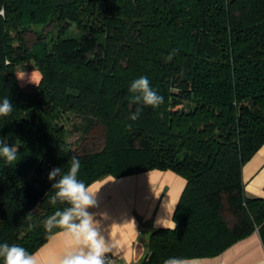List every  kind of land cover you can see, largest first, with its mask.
Returning <instances> with one entry per match:
<instances>
[{
	"label": "trees",
	"instance_id": "1",
	"mask_svg": "<svg viewBox=\"0 0 264 264\" xmlns=\"http://www.w3.org/2000/svg\"><path fill=\"white\" fill-rule=\"evenodd\" d=\"M0 9V103L13 105L0 139L17 149L12 163L0 156V244L32 254L60 230L43 222L70 205L51 203L59 176H48L77 157L86 186L152 168L185 179L176 228L152 231L140 264L216 256L255 229L264 246V198L248 196L242 177L264 143V0H0ZM28 60L41 73L33 91L16 76ZM141 76L164 98L158 107L132 103ZM69 114L80 138L100 130L103 146L72 150Z\"/></svg>",
	"mask_w": 264,
	"mask_h": 264
},
{
	"label": "crops",
	"instance_id": "2",
	"mask_svg": "<svg viewBox=\"0 0 264 264\" xmlns=\"http://www.w3.org/2000/svg\"><path fill=\"white\" fill-rule=\"evenodd\" d=\"M248 196L264 198V143L242 168ZM96 206L88 211L98 230L121 262L140 264L149 248L150 233L173 223V212L185 179L171 169L152 168L115 176L106 174L89 183ZM82 245L60 229L32 254L37 264H59L69 251ZM185 264H264V246L257 229L211 257L182 259Z\"/></svg>",
	"mask_w": 264,
	"mask_h": 264
},
{
	"label": "clouds",
	"instance_id": "3",
	"mask_svg": "<svg viewBox=\"0 0 264 264\" xmlns=\"http://www.w3.org/2000/svg\"><path fill=\"white\" fill-rule=\"evenodd\" d=\"M5 16V10L0 9V17ZM170 54L167 59L171 60ZM129 91L133 93L132 103H142L153 108L163 103V97L158 95L151 87L146 76H141L131 82ZM13 111V105L9 98H4L0 103V116H7ZM142 111L138 108L131 115L135 120ZM17 149L9 146L0 139V156L6 158L8 163L16 160ZM81 168V161L77 157L71 159V166L67 173L61 175L60 168L50 171L48 179L53 180L59 176V180L52 185L56 189L55 195L51 198V203L57 200L66 202L70 207L64 210H57L43 222L46 231L52 232L53 228H60L66 233H70L77 244L82 245L75 251H69L63 256L59 264H111V260L106 258V254L111 248L106 244L105 239L98 230V222L94 220L93 214L88 209L96 206L93 191L85 183L77 179V174ZM163 226L174 230L176 223H164ZM0 257L3 264H37L35 254H30L25 248L8 243L0 244ZM164 264H185L180 258H169Z\"/></svg>",
	"mask_w": 264,
	"mask_h": 264
},
{
	"label": "rangeland",
	"instance_id": "4",
	"mask_svg": "<svg viewBox=\"0 0 264 264\" xmlns=\"http://www.w3.org/2000/svg\"><path fill=\"white\" fill-rule=\"evenodd\" d=\"M34 29L40 30L41 26L38 25L34 27ZM49 36L50 34H48L47 38H49ZM27 37L29 38V40H33L35 38V34L30 31L27 33ZM16 76L20 87L24 91H33L40 81L41 73L34 65V62L32 60H28L17 65ZM75 121H78V118H76L72 114H69V116H67V118L65 119V125L67 129H71V132H68L67 140L70 143L72 150L78 152L85 148L88 150H95L103 146L104 137L100 130L96 129L90 134H87L82 139L80 138V132L78 130H73L72 128V123H74Z\"/></svg>",
	"mask_w": 264,
	"mask_h": 264
},
{
	"label": "built area",
	"instance_id": "5",
	"mask_svg": "<svg viewBox=\"0 0 264 264\" xmlns=\"http://www.w3.org/2000/svg\"><path fill=\"white\" fill-rule=\"evenodd\" d=\"M106 258L108 260H111V264H127V263L121 262L115 255L110 254V253L106 254Z\"/></svg>",
	"mask_w": 264,
	"mask_h": 264
}]
</instances>
